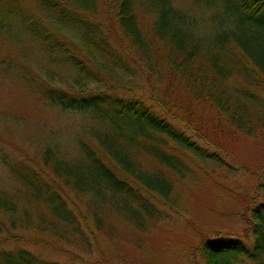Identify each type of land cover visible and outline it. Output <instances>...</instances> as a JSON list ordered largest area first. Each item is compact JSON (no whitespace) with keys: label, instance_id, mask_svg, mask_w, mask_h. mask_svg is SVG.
Listing matches in <instances>:
<instances>
[{"label":"trees","instance_id":"obj_1","mask_svg":"<svg viewBox=\"0 0 264 264\" xmlns=\"http://www.w3.org/2000/svg\"><path fill=\"white\" fill-rule=\"evenodd\" d=\"M37 1L44 23L17 0H0V33L17 27L49 64L69 70L68 87L61 74L34 86L48 105L89 116L98 147L80 141L73 155L48 145L39 162L0 155L15 185L0 190V235L8 240L28 231L75 236L90 248L91 237L122 236L116 221L145 234L174 219L178 185L201 164L226 165L199 133L200 108L248 137L264 134V0H192L212 11L207 26L174 0ZM255 178L248 238H205L196 248L205 264H264V170ZM0 264L61 263L3 243Z\"/></svg>","mask_w":264,"mask_h":264},{"label":"rangeland","instance_id":"obj_2","mask_svg":"<svg viewBox=\"0 0 264 264\" xmlns=\"http://www.w3.org/2000/svg\"><path fill=\"white\" fill-rule=\"evenodd\" d=\"M17 1L27 16H33L41 23L47 20L37 0ZM174 2L201 25H208L211 10L192 0ZM144 21L141 24L146 31ZM76 44L75 52L79 51L76 54L92 68L86 53L80 51L79 43ZM93 69L97 70V66ZM97 72L100 77L107 78L99 69ZM48 74L64 75L67 87L73 83L69 70L66 73L49 64L37 52L30 37L17 27L13 26L9 34L5 30L0 33V155L13 161L39 162L48 145L73 155L78 152L80 141L98 147L89 132L97 126L89 116L65 112L48 105L42 98L34 80L43 82ZM64 82L63 79L62 86ZM139 82L141 92L148 94L150 86L145 79ZM206 111L202 108L197 111L198 119L204 121L206 127L198 125L199 133L218 146L226 165L217 168L216 165L201 164L195 168L191 181L178 185L182 210L173 214L174 219L160 223L145 234L116 221V234L122 236L115 239L100 235L91 237L94 245L90 248L81 247L75 236L68 241H58L28 231H19L21 236L12 237V241L2 234L0 244L26 247L61 264H205L196 249L205 238L230 235L247 239L246 207L256 188L255 173L264 170V134L248 137L231 129L226 120L218 121L213 112ZM11 181L9 170L0 158V190L15 188Z\"/></svg>","mask_w":264,"mask_h":264}]
</instances>
